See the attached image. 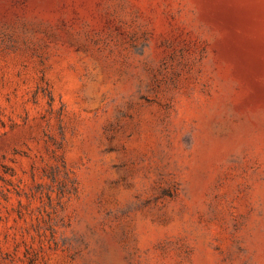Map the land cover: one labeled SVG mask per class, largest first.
Wrapping results in <instances>:
<instances>
[{"label":"rangeland","instance_id":"rangeland-1","mask_svg":"<svg viewBox=\"0 0 264 264\" xmlns=\"http://www.w3.org/2000/svg\"><path fill=\"white\" fill-rule=\"evenodd\" d=\"M0 264H264V0H0Z\"/></svg>","mask_w":264,"mask_h":264}]
</instances>
